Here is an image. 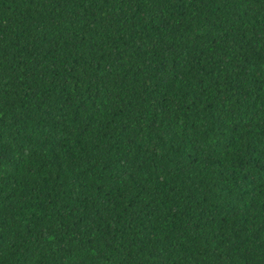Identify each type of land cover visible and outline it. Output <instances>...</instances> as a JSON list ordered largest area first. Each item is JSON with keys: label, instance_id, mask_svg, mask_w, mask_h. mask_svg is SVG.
Listing matches in <instances>:
<instances>
[{"label": "trees", "instance_id": "trees-1", "mask_svg": "<svg viewBox=\"0 0 264 264\" xmlns=\"http://www.w3.org/2000/svg\"><path fill=\"white\" fill-rule=\"evenodd\" d=\"M0 264H264V0H0Z\"/></svg>", "mask_w": 264, "mask_h": 264}]
</instances>
